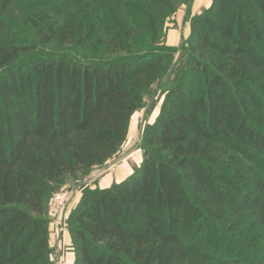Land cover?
I'll return each instance as SVG.
<instances>
[{"label": "trees", "instance_id": "16d2710c", "mask_svg": "<svg viewBox=\"0 0 264 264\" xmlns=\"http://www.w3.org/2000/svg\"><path fill=\"white\" fill-rule=\"evenodd\" d=\"M16 1L58 52L19 40ZM190 1L0 0V264H53L54 187L106 163L169 72L140 163L68 204L73 264H264V0L189 8L167 45Z\"/></svg>", "mask_w": 264, "mask_h": 264}, {"label": "rangeland", "instance_id": "374dc122", "mask_svg": "<svg viewBox=\"0 0 264 264\" xmlns=\"http://www.w3.org/2000/svg\"><path fill=\"white\" fill-rule=\"evenodd\" d=\"M190 2L191 3H187L185 5H182L179 8V10H177V12L174 14V16L170 20H168V23L166 22L167 23L166 27H168V29L175 27L176 25H175L173 18L176 16V14H180L181 12H183V16H184L183 22L184 23L181 27V32H182V34L186 33V35L182 36L180 43L184 42L187 39V37L189 36V22L187 20V14H186L187 9L190 8L191 11H194V14L199 13L202 10V8H204L210 4L211 0H210V2L208 0H202L201 3H199L200 6L198 5L197 9H195V7H194V0H192ZM56 3H58V2H56ZM189 5H190V7H189ZM204 5H206V6H204ZM64 8H68V6L65 5ZM27 9L28 8H24V4H22V2L19 3L16 1L12 10H11L12 12L10 13V15H13L14 19L21 25V34L19 36V40L22 41V43H24V44H29V45L33 44V45L37 46L38 49L43 50L45 52H49V53L58 52L57 50L59 48L57 45L51 44L49 46H45V45L42 46V45H39L35 41L34 36H33V30L24 22V13ZM32 9H36V8L34 7ZM54 14L58 15L57 11H55ZM166 27H164V28L166 29ZM168 52H169V56H170V59H169L170 60V69L172 70L176 64V61L178 60V57H179L181 51L179 49H177L173 52L172 51H168ZM170 73L171 72H169V74L167 76L162 77L160 81L156 82L150 88V90L148 91V94L145 96V100H144L143 104H141V106L133 112V114L130 118L129 125H128L127 134H126L125 139L122 142L121 146L117 150V152L106 163H104L100 167L94 168L85 177L74 179V180L69 179V180H66L63 184H61L59 186H55L53 193L60 191L62 189L71 188L73 191V194H75V192H77V195L74 196V199H75L76 197L79 196L78 193H80V189L82 187H85V186L95 187V185L97 183V178L100 175H105L106 173H110V172L112 173L113 171L117 170V168L120 167L121 163L124 164V168H123V169H125L124 171L130 170L131 162H136V165H138L140 163V161L143 158V150H142V144H141L143 128L147 123H151L158 114V111H159L161 103H162V97H160V93H161L160 91L163 90L166 83L170 80V78H171ZM157 100H158V102L155 105V107L151 111H149L148 106H149L150 102L151 101H157ZM95 171L97 173L98 172L99 173L96 174L95 177H91V174H92L91 172H95ZM110 185H107V186H110ZM77 199L78 198H76V200ZM68 207L69 206L67 205L66 208H68ZM65 211H67V210H65ZM68 232L69 231H64V227H63V229L61 230L60 236L56 237V239L54 241H52L48 237V243H49L50 252H51L50 258L53 261V264H61L64 256H67L66 253L70 251L69 248L71 246V242L69 241V245H67L66 243H64V237H63V235H65V233H67L69 235Z\"/></svg>", "mask_w": 264, "mask_h": 264}, {"label": "crops", "instance_id": "0c3cea01", "mask_svg": "<svg viewBox=\"0 0 264 264\" xmlns=\"http://www.w3.org/2000/svg\"><path fill=\"white\" fill-rule=\"evenodd\" d=\"M201 1L202 0H194L195 9H197L198 5L200 6L199 3H201ZM208 1L210 2V0H208ZM204 6H206V5H204ZM191 14H194V11H191ZM173 19H174L176 26L167 30L165 40H166L167 45L177 46L180 43L182 36L186 35V33L182 34V32H181V27L184 23L183 22V19H184L183 12H181L180 14H176V16ZM133 165H136V162H131L130 170L124 171L125 170V169H123L124 164L121 163L120 167L117 168V170L113 171L112 173L110 172V173H106L105 175H100L97 178L96 185L95 184L94 185L98 186L99 188H104V187H108L107 185L112 184L113 181L118 182V181H120V179L122 180L124 177H126L127 174H130V172L132 171ZM91 173H92L91 177H95L96 174H98L99 172L97 173L95 171V172H91ZM75 195H77V192H75V194L72 195L71 201H72V199H74ZM76 198H75V200H76ZM71 205H69V206H71ZM65 213H66V211H65ZM63 237H64V243L69 245L70 236L67 233H65V235H63ZM66 254H67V256H64L61 264H73V259H74L73 253L71 251H69Z\"/></svg>", "mask_w": 264, "mask_h": 264}, {"label": "built area", "instance_id": "2783aa9c", "mask_svg": "<svg viewBox=\"0 0 264 264\" xmlns=\"http://www.w3.org/2000/svg\"><path fill=\"white\" fill-rule=\"evenodd\" d=\"M73 191L71 188L62 189L53 193L51 203L48 206L47 215L49 217L48 237L54 241L60 236L63 229V220L66 206L71 201Z\"/></svg>", "mask_w": 264, "mask_h": 264}]
</instances>
